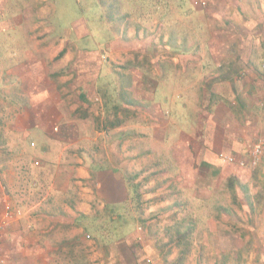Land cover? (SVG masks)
Returning <instances> with one entry per match:
<instances>
[{"label": "crops", "instance_id": "1", "mask_svg": "<svg viewBox=\"0 0 264 264\" xmlns=\"http://www.w3.org/2000/svg\"><path fill=\"white\" fill-rule=\"evenodd\" d=\"M36 1L40 15L54 14L49 0H0V58L7 55L8 49L15 56L0 62V223L5 224V262L36 263L37 255L42 264L54 262L59 247L79 242L84 232V227L78 226L79 217L94 215L93 201H98L103 209L119 207L127 201L125 167L129 166L137 176L136 183L141 181L150 188L152 175L146 174L157 170V158L174 169L176 177L170 178L169 183L182 190L160 195L158 200L174 204L160 209V214L165 217L172 210L174 215L195 213L207 217L196 220L194 226L204 234L199 247L222 246L218 240L223 233L236 230L238 220L232 221L237 216L236 207L251 214L261 210L256 201L264 203V151L258 166L262 168L258 194L254 192L251 168L232 165L226 174L218 173L224 166L220 163L224 153L240 161L248 160L253 146L264 139V68L260 73L254 67L261 45L258 49L249 48L255 36L264 32V19H251V14L256 15V3L263 1L264 6V0L160 1L172 7L175 14L174 20L166 18L169 21L162 19L165 15H152V20L157 19L155 28L164 33L137 31L134 26L129 37L122 36L126 29L120 35L118 28L125 15L116 14V27L112 26L114 43L106 50L73 48L75 52L66 53L67 63L57 81L48 77L47 69L35 58L38 43L26 29L27 24L42 19L32 16L31 5ZM99 3L102 6L101 0ZM175 5L182 8V13L176 15ZM242 14L247 21L243 22L250 25L245 44L235 54L241 57H236L234 63L228 46H216L224 36L210 25L216 18L225 24L235 23ZM127 19L131 18H124ZM71 27L73 31L66 30V36L61 32L56 39L77 41L90 34L83 19ZM230 28L241 34L236 25ZM185 39L187 44L182 48ZM105 54L110 58L103 61ZM144 55L146 69L132 63L139 61L135 56ZM221 56L227 59L225 64L221 63ZM130 60V66L123 67ZM245 71L253 79L248 78L244 89L238 91L236 88L242 83L238 74ZM188 74L190 86H182ZM63 88L68 92L66 99H72L66 110ZM185 92L196 112L211 115L207 117V129L200 131L196 127L191 133L183 129L170 131L177 111L181 114V108L187 109L177 103ZM212 101H217L214 113H207ZM95 104L100 106L97 115L92 113ZM118 104L120 111L108 115V108L116 109ZM123 111L132 115L129 121L124 122ZM139 115L148 120L146 124L138 121ZM125 125L128 127L123 130ZM226 182L232 183L233 188H226ZM234 184L241 185L244 194L235 190ZM223 195L232 201L226 208L216 202ZM233 195L239 199L237 202ZM32 199L36 202L28 206L26 201ZM247 227L256 230L252 223ZM259 233H264V226ZM254 240L253 246L259 241ZM25 256L32 259L26 260Z\"/></svg>", "mask_w": 264, "mask_h": 264}, {"label": "rangeland", "instance_id": "2", "mask_svg": "<svg viewBox=\"0 0 264 264\" xmlns=\"http://www.w3.org/2000/svg\"><path fill=\"white\" fill-rule=\"evenodd\" d=\"M107 1V4L110 3L111 0H105ZM57 7H52L50 3V9L52 12H54L53 15H49L47 12H44L42 15H40L39 10V3L36 1L32 3V16H39L42 19L39 20L38 23H30L26 25L27 32L31 35L29 37H36L35 41L38 43V47H36V55L38 57H35L37 60H40V66H44L47 69L48 77L52 79L53 81H57V76L60 74L61 70L64 69L67 61H66V53L67 52H75L73 51L75 48L76 50L87 48L93 51H97V49H103L106 50L107 46L114 43L115 40V29H112L114 26L113 22L110 20H106V13L103 6L100 5L99 0H57ZM203 4V3H202ZM133 5V6H132ZM132 5H129L128 7L130 9H133V7L137 6L136 2H133ZM263 1H260L259 3H256V15L251 14V19L257 20L259 18L264 19V8H263ZM176 15L178 12H180V8L175 5ZM35 10V12H34ZM259 11H262V16L258 15ZM116 12V13H115ZM113 15L116 18V14L118 16L123 17V15L126 14V12H123L121 10L115 11ZM167 10L165 9V13ZM249 12L245 11V15H249ZM242 14L240 17H238V20L236 19L235 23L225 24V22H221L216 18V21L213 22L210 26L213 31L219 32L224 37H222L220 40L221 44H216V46H221V48H224L228 46L233 54L231 56V61L236 62L234 59L240 55H235L238 53L243 45L245 44L246 39V30L248 29L249 25H246L243 21L247 22L245 20V17H243ZM111 18V20H112ZM83 19L84 22H86L89 25L90 34L88 37L85 38H79L77 41L73 40H57L56 38L61 35V32L63 34L66 33V30H74V27L72 26L73 22H76L77 20ZM221 19H224L221 17ZM157 19L154 20H137L135 18L123 20L119 22L120 31H124L126 29V32L122 34V36L129 37V31L134 26H136V30H145L149 31L150 33H153L155 31L156 34L164 31H157L155 28L157 26ZM231 21H234L231 19ZM132 23H135V25H132ZM256 23L253 22V25ZM234 25L237 26V29L241 32L235 33L231 30L230 27H233ZM258 26V24L256 25ZM88 27V26H87ZM264 31V28L262 29ZM50 32V34H48ZM47 33V34H46ZM52 33V34H51ZM122 33V32H121ZM120 33V35H121ZM257 35V34H255ZM264 32L261 33V36H255L254 40L249 44V48H260V45L262 44V41L264 39ZM66 36V34H65ZM160 36H158L159 39ZM226 40H223L225 39ZM152 39V38H150ZM226 43V44H225ZM75 44V45H74ZM73 45L75 47H73ZM77 46V47H76ZM144 46V45H143ZM13 46H10V49H12ZM17 54V52H16ZM135 61L132 63L140 64V66H143L144 69H146L147 60L146 56H135ZM134 57V58H135ZM145 57V58H144ZM241 57V56H240ZM15 58L11 50L8 49V53L5 57L0 58V62L4 61L6 59ZM110 57H107V55H103V61L109 59ZM132 59V57H129ZM220 58H218L219 60ZM258 59V57H257ZM226 58L221 56V63L225 64ZM247 60V59H246ZM259 60V59H258ZM109 62H111L109 60ZM259 63V61H257ZM112 64L114 62H111ZM130 62H124L123 67L130 66ZM238 65V62L235 64ZM262 64H257V66ZM264 68V66H263ZM140 70V69H139ZM142 71V70H141ZM195 73V72H193ZM261 73V72H260ZM190 74V73H189ZM189 74L187 75L186 84H182V86H190V83L188 80L190 79ZM176 75V74H175ZM177 76V75H176ZM252 74L245 72L239 73L238 78H240V81L242 82L240 87H237L236 90L242 91L243 83L249 82V79H253ZM256 76V75H255ZM185 81V80H184ZM61 86V85H60ZM243 88V89H242ZM183 89V88H182ZM173 90V88L171 89ZM198 90V89H197ZM233 93L234 91L231 90ZM62 98L65 102L64 109L66 110L67 107H69V103L72 102V99H66L67 93L66 88L62 89ZM123 95V94H122ZM225 97L228 94H224ZM229 97V95H228ZM156 98H158L156 96ZM120 99L123 98L120 96ZM220 100H223V98H220ZM212 109L207 111V113H214L213 110L215 109V105L217 101H212ZM215 102V103H214ZM179 106H184V108L187 109H180L181 114L177 111L178 115H174L176 118L174 120L173 125L170 127V131H179L178 129H183L187 131L188 133H191L194 131V128L198 127L200 131H203L205 127H208L209 117L211 115H201L197 110L195 109V105L193 103H189L187 100V94L185 92L184 98L177 102ZM189 103V105H188ZM170 109V108H169ZM64 110V112H65ZM100 106H97L95 104V108L92 113L94 115H97L96 113H99ZM122 117L124 119V122L130 120V115L128 112L123 111ZM127 115V117L125 116ZM132 116V115H131ZM207 119L204 120L203 118ZM208 117V118H207ZM140 123H147L148 120L144 118L142 115L138 116ZM200 119V121H198ZM1 122V121H0ZM130 125V124H129ZM127 125L124 126L123 130L127 129ZM206 127V129H207ZM206 134V133H205ZM39 144V143H38ZM39 146V145H38ZM36 150V149H35ZM37 150H40V147L37 148ZM252 152V151H251ZM228 155V154H223ZM235 155V154H234ZM233 156V155H232ZM263 156V153H262ZM236 158V156H233ZM251 157L250 154L249 159H241L244 165H240L239 163L233 164V165H239L243 169L244 167L251 168V176L253 179V185L256 186L254 189V192L258 194V192L261 191V189H256L259 187V181H260V172L262 170L261 167H251ZM237 160V158H236ZM238 162H241L240 160H237ZM167 161L162 160L161 158H157L154 160L155 164H158L155 166L157 170H152L149 173L146 174V176H150L152 178V184L149 186L150 188H146V184H142L143 182L139 181L138 183L134 182L135 184L140 185L139 188L140 194L142 195V204H141V219L146 221V225L140 226L137 225L135 228V232L138 235L139 242L136 243L137 250L139 253V259H141L140 264H173L176 259L180 257V254L185 248V246H189V254L186 257L184 264H264V233H259L260 228L264 226V211L263 206L264 203L262 200L256 201V203L259 206L260 211L258 210L247 214L242 209L236 207L238 209V212H236L237 216L232 219L238 220L235 224V231L234 233H223L222 239L218 240V243H222V246H211V245H205L204 247H199V244L202 243L203 235L200 233V231H196L195 229V223L196 220L200 219H206L207 217L202 216H195V213L191 216H187L186 214H178L174 215L172 210L167 211L168 215L164 217L163 213L160 214V209L170 207L173 204V202H167L158 200L160 195H163L162 193L166 194L167 192L174 191L175 189L178 190V186L174 183H169L170 178H175L176 176L172 173L174 172L173 168L168 167ZM152 163V162H151ZM221 163V162H220ZM224 165L222 169H219V174H226L227 170L229 168H232L233 166L229 164H222ZM228 168V169H227ZM124 175L128 176H134L135 174L131 172L129 166L125 167L124 169ZM229 173V171H228ZM164 179L166 180L164 182ZM233 180V178H231ZM136 181V180H135ZM235 183L237 180H233ZM232 181V183H233ZM230 182V181H229ZM226 182L223 184L227 187H232L233 184ZM175 187V188H174ZM222 187V186H221ZM233 188V187H232ZM235 190H238L240 193L244 194V190L242 189V186L239 184H234ZM180 190V189H179ZM230 190V189H228ZM231 189L230 192H232ZM182 192V190H180ZM220 191V190H218ZM258 191V192H257ZM222 192V191H221ZM235 194V193H233ZM256 196V195H255ZM225 197V198H223ZM233 200L236 195L232 196ZM236 202L239 199H235ZM234 200V201H235ZM216 201V200H215ZM36 202L35 199L26 201V204L28 206H33L32 203ZM218 203H221L222 207H225L231 204L232 201H228L226 199V196L223 195L222 199H218ZM190 204V202H188ZM193 207H195V203L193 204ZM92 208L95 209L94 214L97 212L104 213L105 209L102 208V206L99 204L98 201L92 202ZM191 208H187V211H189ZM192 211V210H191ZM194 211V210H193ZM192 211V212H193ZM170 213V214H169ZM157 215H160L158 217ZM231 219V218H229ZM253 224L256 226L255 231L249 230L247 227L248 224ZM165 227V228H164ZM142 229L141 231L138 229ZM168 229L167 231H165ZM195 229V230H194ZM186 233H191V235L183 239L181 241V244L178 243V237L181 235H184ZM234 234V235H233ZM263 236L262 239L260 238V235ZM254 238H257L259 241L253 246V241L255 242ZM79 242L74 241L75 243L72 246H64L59 247L58 254L56 257H54L56 260L52 263H43V264H115L120 259L118 257H115L116 254L114 249H107L103 248L102 242L98 241L94 238V235L92 233H88L86 231L81 233V236L79 238ZM261 239V240H260ZM71 243V242H68ZM118 243V242H117ZM132 244H134L132 242ZM258 244V246H257ZM66 245V244H65ZM167 245V248L171 249V254L167 256V262L165 263L164 259L158 261L157 258V252L160 249L159 247H164ZM226 245V246H225ZM228 245V246H227ZM118 246L121 248V259L122 264H129L131 259V249L129 248V245L125 243L118 244ZM187 246V247H188ZM119 249V248H118ZM167 249V250H168ZM56 252V251H55ZM38 253V252H37ZM72 254V255H70ZM72 256V257H71ZM26 260L32 259L29 256H25ZM38 262L36 263H25V264H42L39 261V255L35 257ZM144 259H152L150 263L147 261L145 262ZM71 260H73L74 263H71ZM0 264H7L3 257L0 258Z\"/></svg>", "mask_w": 264, "mask_h": 264}, {"label": "trees", "instance_id": "3", "mask_svg": "<svg viewBox=\"0 0 264 264\" xmlns=\"http://www.w3.org/2000/svg\"><path fill=\"white\" fill-rule=\"evenodd\" d=\"M160 1L162 3V2H166L167 0H111L109 4H107V1L101 0V4L107 10L106 18L112 22L117 21L115 18L114 19L112 18L113 15L116 13L115 11L117 10L126 12L125 17H123L120 20H124V18H132V17L137 20L152 19V15L154 14L157 15L158 13L160 16L165 15L162 16V19L165 17L164 20H168L166 19L168 17L174 20L175 14L173 12V8L170 6L167 7L166 6L167 3L166 4L164 3V5H162ZM48 2L53 4V3H57V0H49ZM133 2H136L137 6L133 7V9H130L128 6L132 5ZM165 9L167 10L166 13H165ZM180 12L182 13V8H180ZM182 34H186V32L183 31ZM171 36L174 35L171 34ZM186 44H187V39L184 40V44L182 45L183 46L182 48H185ZM260 52L261 54L257 56L259 60L257 59L254 62V64H256L254 67L259 72H262L261 70L263 69V65H264V39L261 44ZM257 61H259V63ZM257 64H262V65L257 66ZM114 107H116V109L112 108L109 110L108 108L107 110L108 115H113L114 113L116 114L121 109L120 104ZM124 179L126 180L127 188H128L127 201L124 202L119 207L107 206L105 208L104 213L101 214L100 212H97L96 214L91 216L80 215L78 220V226L80 227L83 226L84 231L88 233H92L95 239L102 242L103 248H107L109 250L114 249L115 251L114 254H116L115 257H118L120 259L115 264H122L123 262L120 256L121 248L118 246V244L121 243H125L127 244V246L129 245V248L132 250L131 251L132 255H130L132 261L129 264H140L141 259H139L138 257L139 253L136 245V243L139 242L140 240L138 239V235L134 230L137 225L143 227L146 225V221L141 219L140 217L141 209H142L141 204L143 203L142 195L140 194V190H139L141 186L134 183L136 182L135 180H137V176L124 175ZM190 235L191 233H186L178 237V242H179L178 244L180 245L181 241L183 239L188 238ZM132 242L134 244H132ZM187 246H185L186 249L182 251L180 257L176 259V261L173 264L185 263L186 257L189 254V249H188L189 246L188 247ZM159 248L160 249L157 252V258L159 259L158 261L164 259L166 263L167 256L171 254V249L170 248L168 249L167 245H165L166 250H164V247L161 246ZM144 260L145 262H147L148 260L150 262L153 261L152 259H144Z\"/></svg>", "mask_w": 264, "mask_h": 264}, {"label": "built area", "instance_id": "4", "mask_svg": "<svg viewBox=\"0 0 264 264\" xmlns=\"http://www.w3.org/2000/svg\"><path fill=\"white\" fill-rule=\"evenodd\" d=\"M203 5H205V3H203ZM264 151V139L259 140L252 148V152H251V163L250 166L253 167H257L262 159V153ZM220 160L222 162V164H229V165H233L236 163H239L240 165H244V163L238 162L236 160V158H234L231 155H222L220 157ZM5 224L0 223V258L2 257L3 253H4V247H3V234H4V226Z\"/></svg>", "mask_w": 264, "mask_h": 264}]
</instances>
